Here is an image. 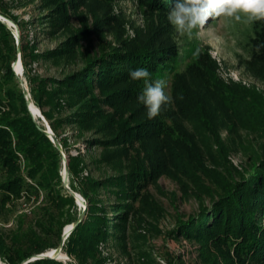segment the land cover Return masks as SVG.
<instances>
[{
    "label": "rangeland",
    "instance_id": "rangeland-1",
    "mask_svg": "<svg viewBox=\"0 0 264 264\" xmlns=\"http://www.w3.org/2000/svg\"><path fill=\"white\" fill-rule=\"evenodd\" d=\"M59 3H63L61 14L55 12L59 10ZM0 4L17 25L31 55L55 51L80 34L78 44L58 62L35 60L32 56L27 69L36 78H64L83 67L89 59L115 49L135 50L174 43L181 51L190 54L186 62L195 59L197 50L209 51L217 64L218 84L214 86L217 95L213 91L200 92L191 88L186 85L185 78L178 82L183 75L184 63L164 70L159 76V79L168 81L166 91L173 101L163 110L174 115L178 126L185 132L180 138L175 126L167 134L178 139L179 146L172 151V141L166 142L163 148L159 139L133 140L128 144V152L111 154L114 157L121 155L124 164L134 161L138 166H157L160 174L145 184L120 238L101 243L97 255L90 258L88 264H227L226 249L180 236L179 228L202 209H212V203L219 195L224 194L225 189L233 188L230 184L234 186L243 177H254L252 171L264 160V77L258 76L247 65L254 24L231 25L223 19H210L205 29L189 39L178 37L167 17L139 6L134 0L113 3L102 0H0ZM7 41L11 49L10 39ZM15 58L14 51L0 48V119L24 116L19 86L3 70L12 66ZM24 79L30 89L32 81L25 72ZM181 88L186 89L184 97L187 102L194 101L193 109L187 110L191 116L175 106L174 93ZM112 91H98L95 95L106 97ZM221 91L234 101L225 104L219 95ZM102 109L129 126L148 119L146 108L138 100L122 102L115 108L102 104ZM64 115L55 114L56 117ZM57 134L67 143V156L79 157L83 161L77 172L70 176L76 192L90 179L114 174L111 166L97 162L104 150L87 148L86 142L92 138L93 132L80 135L75 126H60ZM216 160L221 164L215 165L213 161ZM201 161H204V167L217 171L218 175L201 177L204 174ZM30 164L19 155L16 171L10 177H21L25 189L20 198L11 196L5 206L6 212L0 214V233L37 231V221L49 226L50 220H53L54 230L60 229L63 233L70 225L67 221L77 217L83 207L75 203L59 210L48 206L45 200L47 188H39V195L26 191L28 184H36V179L28 176ZM237 171L242 175L239 176ZM3 177L0 173V181ZM56 240L55 235H50L46 242ZM63 254L67 256L65 252ZM231 256L236 255L231 252ZM69 259L80 264L76 258ZM67 262L70 261L64 263ZM251 264L259 263L254 260Z\"/></svg>",
    "mask_w": 264,
    "mask_h": 264
},
{
    "label": "trees",
    "instance_id": "trees-1",
    "mask_svg": "<svg viewBox=\"0 0 264 264\" xmlns=\"http://www.w3.org/2000/svg\"><path fill=\"white\" fill-rule=\"evenodd\" d=\"M102 1L113 3L116 0ZM134 1L139 6L164 17H167L175 3V0ZM62 5L63 3L57 5L59 8L55 11L57 14L62 13L60 11ZM0 14L10 18L2 4H0ZM5 37L10 39L11 49ZM72 38L71 42L55 51L31 55L21 36L22 64L25 75L32 81L29 89L32 99L50 122L65 153L67 154V143L57 134L60 126H75L80 135L84 132H93L92 138L86 142L87 148L99 147L104 150L103 156L97 162L111 166L114 171V174L107 177L88 180L78 192L87 203V212L83 221L66 240L64 252L69 258L78 259L80 264H88V260L94 259L97 255L101 243L120 238L125 223L129 220V213L141 196L145 184L151 179L155 180L160 174L157 166H138L134 161L124 164L120 160L121 155L114 157L111 154L128 152V144L133 140L159 139L162 140L163 148L166 147V142L172 141L173 151L175 146H179V143H176L178 139L173 135L167 136L168 132L177 126L178 130L175 132H179V137L185 135L184 130L178 126L175 116L164 112L163 109L158 115V120L144 119L136 125L129 126L118 122L115 115H107L108 112L102 109V104L115 108L122 102H137L143 89V81L132 80L129 76L130 70L145 68L151 73V79L156 80L159 79L161 72L172 67L174 69L181 63H184V70L178 82L185 78L188 83L185 84L193 89H198L200 92H216L214 86L218 84L215 74L217 64L208 50L199 51L193 61L186 62L190 54L181 51L179 45L172 43L135 50L115 49L110 53L89 59L83 67L64 78H36L30 75L27 66L32 56L35 60L46 59L58 62L68 56L73 46L78 44L80 34ZM261 42H264V22L254 24V34L249 39L247 60L248 67L258 76L264 77V49L257 54L254 47ZM3 47H6L8 52L14 51L15 60L17 59L16 40L12 32L0 23V48ZM3 70L19 86L12 66L9 65ZM19 89L24 116L16 119H0V173L4 176L0 181V214L6 212L5 206L11 196L15 199L20 198L25 189L22 188L25 182L21 177L16 175L10 177L16 171L19 155L32 163L28 169V176L30 179H36L35 186L28 184L26 191L39 195V188L44 187L47 188L45 200L48 206L59 210L64 205L73 206L76 201L64 189L60 176L61 155L50 139L38 129L20 86ZM111 89L113 91L106 97L95 95L98 91ZM185 90L181 88L174 93L175 106L191 116V112L187 110L193 109L194 101L187 102L184 97L187 94H184ZM219 95L225 104L234 101L222 91ZM204 106L206 108L207 104L205 103ZM92 108L97 111H93ZM55 114L65 115L56 117ZM210 158L214 160V157L210 156ZM68 159L71 176L77 172L83 161L79 157H68ZM201 163L204 173L201 177L218 175L217 171L204 167V161ZM213 163L217 166L221 164L217 160ZM257 167L252 171L254 177H243L234 186L233 183L230 184L233 188L225 189L226 192L220 194L212 203V209H202L197 216L185 222L179 228L180 236L202 240L206 244L211 243L218 249H226L224 257L227 259V264H251L254 260L264 264V160ZM236 173L242 175L239 171ZM70 186L77 191L71 181ZM81 213L75 218H70L67 223L73 224ZM48 224L49 226H46L44 222L37 221V231L31 229L27 232L0 233L2 262L20 264L27 258L57 248L63 233L60 229L54 230L53 220ZM50 235H55L57 240L47 244L46 240ZM231 252L236 256L232 257ZM28 264L66 263L54 259H40ZM67 264L74 262L70 261Z\"/></svg>",
    "mask_w": 264,
    "mask_h": 264
},
{
    "label": "clouds",
    "instance_id": "clouds-1",
    "mask_svg": "<svg viewBox=\"0 0 264 264\" xmlns=\"http://www.w3.org/2000/svg\"><path fill=\"white\" fill-rule=\"evenodd\" d=\"M210 19H223L231 25L245 26L264 22V0H175L167 14V20L177 36L189 39L205 29ZM254 47L255 52L260 54L264 42ZM198 54L197 50L195 55ZM129 76L132 80L143 81V89L137 99L146 108L148 119L156 118L165 105L173 102L166 91V79H151V73L145 68L130 70Z\"/></svg>",
    "mask_w": 264,
    "mask_h": 264
},
{
    "label": "water",
    "instance_id": "water-1",
    "mask_svg": "<svg viewBox=\"0 0 264 264\" xmlns=\"http://www.w3.org/2000/svg\"><path fill=\"white\" fill-rule=\"evenodd\" d=\"M0 23L4 24L13 34L15 40H16V45H17V59L14 61L12 65V69L15 73L16 79L19 83V86L21 88V91L24 95V98L26 100L28 109L30 114L32 115L38 129L45 135L47 136L50 141L54 144L56 149L61 155L62 159V183L63 187L66 190V192L75 199L76 203L80 206L83 207V211L81 215L78 217V219L70 225L69 228L64 229L61 241L58 245L57 248L54 249V254H49L47 251L41 254L34 255L30 258L25 259L22 263L20 264H28L31 263L35 260H40V259H54L58 261H68L69 257H65V259H62L60 256L62 253H64V246L66 243V240L69 238L71 233L74 231V229L80 224L83 219L86 216L87 212V203L83 196L74 191L71 186H70V172H69V159L67 154L65 153L62 144L60 143L59 139L56 137L54 131L52 130L50 124L46 120V118L43 116L41 110L35 105L32 95L30 93L29 87L27 85L26 80L24 79V70L22 66V41H21V35L19 32V29L17 25L10 20L9 18L5 17L4 15L0 14ZM0 264H2V260L0 257Z\"/></svg>",
    "mask_w": 264,
    "mask_h": 264
},
{
    "label": "bare ground",
    "instance_id": "bare-ground-1",
    "mask_svg": "<svg viewBox=\"0 0 264 264\" xmlns=\"http://www.w3.org/2000/svg\"><path fill=\"white\" fill-rule=\"evenodd\" d=\"M69 227H70V225H69L67 228H69ZM67 228H66V229H67ZM48 253H49V254H54V249L51 250V251H48ZM62 255H63V257H62ZM60 256L62 257V259H65V258H64L65 255H64L63 253H62ZM65 257H67V256H65Z\"/></svg>",
    "mask_w": 264,
    "mask_h": 264
},
{
    "label": "built area",
    "instance_id": "built-area-1",
    "mask_svg": "<svg viewBox=\"0 0 264 264\" xmlns=\"http://www.w3.org/2000/svg\"><path fill=\"white\" fill-rule=\"evenodd\" d=\"M68 261H71L70 259ZM2 264H4V262H2Z\"/></svg>",
    "mask_w": 264,
    "mask_h": 264
}]
</instances>
